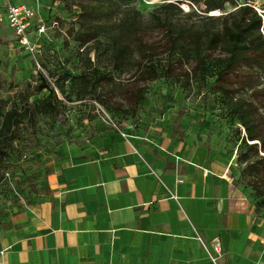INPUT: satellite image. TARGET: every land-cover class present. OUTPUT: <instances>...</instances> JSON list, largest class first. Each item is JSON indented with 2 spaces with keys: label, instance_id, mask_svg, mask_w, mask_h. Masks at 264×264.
Returning <instances> with one entry per match:
<instances>
[{
  "label": "crops",
  "instance_id": "crops-1",
  "mask_svg": "<svg viewBox=\"0 0 264 264\" xmlns=\"http://www.w3.org/2000/svg\"><path fill=\"white\" fill-rule=\"evenodd\" d=\"M139 140L109 133L98 155L55 162L0 235V264H212L197 235L221 242L220 264H264V219L230 163L204 147L154 153Z\"/></svg>",
  "mask_w": 264,
  "mask_h": 264
},
{
  "label": "rangeland",
  "instance_id": "rangeland-1",
  "mask_svg": "<svg viewBox=\"0 0 264 264\" xmlns=\"http://www.w3.org/2000/svg\"><path fill=\"white\" fill-rule=\"evenodd\" d=\"M30 1L26 0L27 3H31ZM145 1L135 0L131 3L130 0L128 5L135 6L139 12L148 15L154 8L146 5ZM191 1L196 6V9L191 7L195 10L193 17H177V21L187 29L206 27L209 22L201 19L210 16L205 12V0ZM244 2L264 11V0H229L221 11H234L237 5ZM39 5L41 12L48 15V21L59 22L57 27L48 28L47 36L48 41L61 46L56 45L60 53L43 43V38L38 43L42 50L40 58L38 57L41 67L39 72L45 75L57 73L64 68L59 67V57L67 60L64 72L72 76H78L82 70H86V62L78 65L75 59L78 54H82L79 51L81 42L77 38L82 35L89 49L94 44L93 32L107 24L118 23L124 12L123 8L113 11L107 4L97 8L94 0H39ZM79 7L82 9V16L77 23L75 14ZM147 32L149 42L166 43L167 34L162 28L150 25ZM98 36L104 39L106 35L100 30ZM20 55L29 63L24 65ZM38 70L33 58L19 49L16 38L8 27L0 23V114L6 113L15 104L21 109V102L24 100L32 104L47 96L46 91L37 90ZM187 70V66H178L176 69L177 74L182 77L181 85L164 79L149 83L146 98L138 103L134 100L137 84L130 85L123 83L124 81L119 83L114 79L104 81L96 95L107 102L106 106L90 97L77 99L71 83H68L66 94H69L70 99L59 93V98L65 102V105L60 106L59 114H39L35 119L26 116L23 123L15 129L16 141L9 148L10 153L0 160V235L12 226L16 215L41 190L55 162L71 157L78 150H93L98 155L107 150L103 137L109 133L137 135L139 143L154 153L168 143L174 150L178 146L183 149L186 146L204 147L217 157L229 160L231 176L233 180H237L240 171L235 160L237 146L233 135L236 125L223 117L219 93L212 83L213 79L206 86L196 81H191L189 85L186 81ZM139 84L144 86L143 83ZM106 115L114 120L119 130L105 122ZM1 123L0 117V125ZM238 187L246 193L251 192L250 187L245 184H239ZM257 215L263 217L264 209Z\"/></svg>",
  "mask_w": 264,
  "mask_h": 264
},
{
  "label": "trees",
  "instance_id": "trees-1",
  "mask_svg": "<svg viewBox=\"0 0 264 264\" xmlns=\"http://www.w3.org/2000/svg\"><path fill=\"white\" fill-rule=\"evenodd\" d=\"M94 1L97 8L105 4L113 11L123 8L121 20L100 29L106 35L104 39L98 38L100 30L94 31V44L89 49L81 34V38H77L81 42L79 51L82 54L75 59L78 65L85 61L86 70L72 76L64 72L67 60L59 57L58 64L63 69L48 75L37 73V90L46 91L45 98L32 104L24 100L21 109L15 104L6 113L0 114V160L10 153L9 148L16 141L15 129L26 116L35 119L39 114H59L60 106L65 105L59 93L70 99L66 94L68 83H71L77 99L90 97L106 106L107 102L96 95L104 81L110 79L137 84L134 100L138 103L146 98L149 83L164 79L181 85L182 77L176 69L187 66L186 81L189 85L191 81H196L206 86L213 79L223 117L236 125L233 135L240 175L233 180V184L237 188L239 184L250 187L251 192H244L259 214L264 209V11L244 2L237 5L234 11L222 12L229 0H205V12L210 16L201 19L209 23L206 27L187 29L179 24L177 17H193L194 9L186 13L180 6L184 2L195 5L191 0H161L155 3L144 0L146 5L154 8L148 15L139 12L135 6L130 7V0ZM134 1L131 0V3ZM77 9L75 16L79 23L82 9ZM84 11L87 13L86 9ZM215 11L220 14L211 15ZM42 15L49 19L45 12ZM150 25L165 31L166 43L149 42L146 34ZM51 42L48 38L43 39V43L60 53L58 44ZM258 217L264 219V216Z\"/></svg>",
  "mask_w": 264,
  "mask_h": 264
},
{
  "label": "built area",
  "instance_id": "built-area-1",
  "mask_svg": "<svg viewBox=\"0 0 264 264\" xmlns=\"http://www.w3.org/2000/svg\"><path fill=\"white\" fill-rule=\"evenodd\" d=\"M161 0H150V3L159 2ZM32 3H27L26 0H0V23H6L9 30L16 38L19 49L33 58L38 71L41 70L38 57L41 55V46L38 44L40 38H48V28H55L59 25L57 20L44 18L41 14V6L39 0H32ZM181 8L184 12H190L191 7L196 9L192 3H182ZM50 10V8H48ZM219 11L212 12L211 15H219ZM47 21V22H46ZM37 71V73H38ZM105 122L111 125L114 129L119 130L117 124L110 118L105 116ZM126 136V135H125ZM183 180H178L181 184ZM174 199L178 196L173 194ZM197 239L208 254L212 264H220L224 257L222 244L219 240H213L208 245L201 236L197 235Z\"/></svg>",
  "mask_w": 264,
  "mask_h": 264
}]
</instances>
